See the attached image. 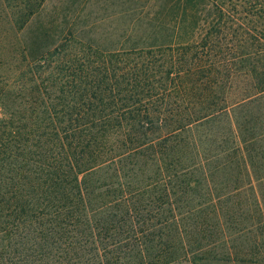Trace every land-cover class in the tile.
<instances>
[{"label":"trees","instance_id":"1","mask_svg":"<svg viewBox=\"0 0 264 264\" xmlns=\"http://www.w3.org/2000/svg\"><path fill=\"white\" fill-rule=\"evenodd\" d=\"M118 1L0 0V264H264V0Z\"/></svg>","mask_w":264,"mask_h":264},{"label":"rangeland","instance_id":"2","mask_svg":"<svg viewBox=\"0 0 264 264\" xmlns=\"http://www.w3.org/2000/svg\"><path fill=\"white\" fill-rule=\"evenodd\" d=\"M4 4L6 2L4 1ZM120 1L118 0H75V3L72 5L71 2L67 4V0H46L44 5V11L41 14V18L51 19L49 17L58 18V20L63 21V19L68 20L72 18L71 21H74L76 16H80L81 20L77 25H81L82 22L99 23L100 19L106 17V19H111L116 17L115 14L119 10ZM3 13H0V21H9L12 18H15L10 10L2 4ZM68 8L67 10H62V8ZM54 8H57V12L54 11ZM1 10V8H0ZM114 20V19H113ZM110 21V22H111ZM109 22V23H110ZM79 27V26H78ZM96 32V31H95ZM96 36L95 34H93ZM4 65V64H3ZM192 261H182L179 264H192ZM230 263H209L204 262L201 264H233ZM238 264V263H236Z\"/></svg>","mask_w":264,"mask_h":264},{"label":"crops","instance_id":"3","mask_svg":"<svg viewBox=\"0 0 264 264\" xmlns=\"http://www.w3.org/2000/svg\"><path fill=\"white\" fill-rule=\"evenodd\" d=\"M233 264H236V263H233Z\"/></svg>","mask_w":264,"mask_h":264}]
</instances>
